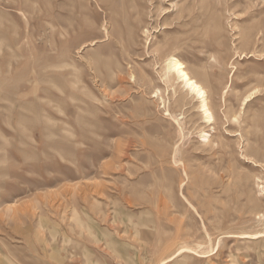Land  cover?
Listing matches in <instances>:
<instances>
[{"label":"rangeland","instance_id":"obj_1","mask_svg":"<svg viewBox=\"0 0 264 264\" xmlns=\"http://www.w3.org/2000/svg\"><path fill=\"white\" fill-rule=\"evenodd\" d=\"M0 264H264V0H0Z\"/></svg>","mask_w":264,"mask_h":264},{"label":"bare ground","instance_id":"obj_2","mask_svg":"<svg viewBox=\"0 0 264 264\" xmlns=\"http://www.w3.org/2000/svg\"><path fill=\"white\" fill-rule=\"evenodd\" d=\"M193 1L195 3V0ZM187 16L188 17L192 16L197 18L195 12L193 13L189 12ZM164 71H165L164 80L166 82H171L172 80H178L181 86L186 89L188 94L195 95L200 100V108L202 110V114L206 119V121L207 122L214 121V115L211 111V108L209 107L206 91L202 86V84L200 83V81L196 78L195 73L189 68V66L180 59L171 56L167 59V63ZM184 95L186 96L185 93L183 94V97Z\"/></svg>","mask_w":264,"mask_h":264}]
</instances>
